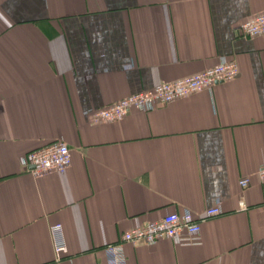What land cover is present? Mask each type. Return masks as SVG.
<instances>
[{
    "label": "crops",
    "instance_id": "obj_1",
    "mask_svg": "<svg viewBox=\"0 0 264 264\" xmlns=\"http://www.w3.org/2000/svg\"><path fill=\"white\" fill-rule=\"evenodd\" d=\"M262 11L264 0H0V264H106L122 232L215 206L198 244L125 243L126 264H264V35L233 31ZM222 57L238 75L210 92L116 122L85 114ZM55 140L68 169H23L24 153Z\"/></svg>",
    "mask_w": 264,
    "mask_h": 264
},
{
    "label": "built area",
    "instance_id": "obj_2",
    "mask_svg": "<svg viewBox=\"0 0 264 264\" xmlns=\"http://www.w3.org/2000/svg\"><path fill=\"white\" fill-rule=\"evenodd\" d=\"M234 33L240 37L264 35V11L236 25ZM238 67L234 60L220 58L218 63L204 71L174 81L162 82L150 89L127 95L118 101L96 109L86 111L92 123L116 122L127 116L130 111H152L155 107L170 103L176 99L203 91L210 92L218 83L235 79ZM20 165L33 176L49 173H62L71 165V152L67 144L55 140L24 153L19 159ZM258 176L264 184V161L260 164ZM241 189L249 186L248 178L238 182ZM222 213L219 206L205 210L203 218H197L189 209L183 208L163 215L161 218L142 226L133 227L120 234L119 239L103 247L106 264H126L123 250L125 243L153 244L163 239H170L181 245L199 243L200 225L204 219ZM51 245L56 261L67 253L63 227L60 223L49 226Z\"/></svg>",
    "mask_w": 264,
    "mask_h": 264
}]
</instances>
